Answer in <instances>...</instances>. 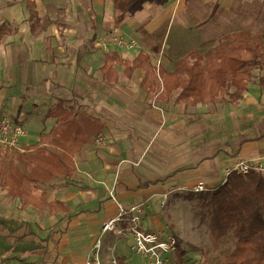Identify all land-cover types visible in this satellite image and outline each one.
Instances as JSON below:
<instances>
[{
    "label": "crops",
    "instance_id": "obj_1",
    "mask_svg": "<svg viewBox=\"0 0 264 264\" xmlns=\"http://www.w3.org/2000/svg\"><path fill=\"white\" fill-rule=\"evenodd\" d=\"M106 2L0 0V88L20 89L22 96L12 97L11 119L32 127L27 117L19 119L27 99L34 111L44 107L40 136L56 122L47 111L61 102L70 122L41 148L66 154L75 168L71 178L23 181L31 195H43L44 207L23 205L12 194L17 180L11 191L0 186V212L8 213L0 220V264H80L118 204L141 205L145 228H165L162 206L180 187L219 185L221 158L264 156V88L257 80L237 105H191L143 89L140 67L125 72L113 62L102 72L107 51L128 62L143 52L172 72L191 52L205 60L253 39L264 45V0H136L119 24ZM113 25L138 47L97 46L95 39ZM99 134L102 145L95 143ZM33 144L19 141L18 149L0 155L5 174L32 175L39 154ZM103 235L102 264L111 255L125 264L127 254L116 253L119 242L112 238L120 236ZM14 242H23L21 256Z\"/></svg>",
    "mask_w": 264,
    "mask_h": 264
},
{
    "label": "trees",
    "instance_id": "obj_2",
    "mask_svg": "<svg viewBox=\"0 0 264 264\" xmlns=\"http://www.w3.org/2000/svg\"><path fill=\"white\" fill-rule=\"evenodd\" d=\"M135 1L111 0L115 12L114 24L123 20ZM148 58L146 53L139 52L128 62L116 53L107 51L102 72L107 75L113 62L123 65L125 72L140 67L144 71L140 86L148 92L157 93L160 99L174 94L175 104L222 102L237 105L253 80H257L264 88V45L259 39L205 60L191 52L178 61L172 72L156 67ZM69 116L70 111L61 102L47 111L46 117H54L56 122L48 133H41L39 140L29 147L36 148L39 153L32 160V175L19 171L17 175L5 174L1 159L8 155V151L0 150V186L8 187L11 191L17 180L18 191L12 194L24 200L23 205L45 206L41 201L43 195L39 199L31 195L23 181L37 182L52 177L66 179L75 175V168L66 154L60 155L41 148L44 142L56 134H62L70 122ZM185 198L195 199L200 220L208 218V234L214 246H219L221 239L229 234L234 238L233 246L216 264H264V176L255 172L246 175L231 173L225 182L216 187L198 193L187 192ZM184 252L178 242L175 264L183 262Z\"/></svg>",
    "mask_w": 264,
    "mask_h": 264
},
{
    "label": "built area",
    "instance_id": "obj_3",
    "mask_svg": "<svg viewBox=\"0 0 264 264\" xmlns=\"http://www.w3.org/2000/svg\"><path fill=\"white\" fill-rule=\"evenodd\" d=\"M95 44L104 50L115 46L117 48L132 49L138 47L134 38H126L118 26H111L108 31L95 39ZM24 124L14 121L7 116L0 117V150L9 151L18 149L19 141L27 134ZM105 137L99 134L95 138L96 145H102ZM222 182L231 173L246 175L250 172L264 176V156L237 157L230 166L224 170ZM210 188L203 181H197L190 187L182 186L184 192L198 193ZM111 196L112 192L110 193ZM165 228L148 229L143 225L141 218V205L118 204V213L103 222L99 237L93 246L85 254L80 264H102L101 249L102 237L106 232H112L119 236H125L129 232L132 236V244L129 251L138 258L137 263L128 264H175L172 258L175 254L178 240L172 233L164 234ZM109 264H120L115 255H111ZM127 264V263H125Z\"/></svg>",
    "mask_w": 264,
    "mask_h": 264
},
{
    "label": "rangeland",
    "instance_id": "obj_4",
    "mask_svg": "<svg viewBox=\"0 0 264 264\" xmlns=\"http://www.w3.org/2000/svg\"><path fill=\"white\" fill-rule=\"evenodd\" d=\"M106 10L109 15L112 14L113 5L111 0H107L106 2ZM111 16V15H110ZM110 19V17H109ZM10 88V87H8ZM6 90H8L6 88ZM18 97L20 99L21 90L20 89H9V91L5 92V88H0V115L7 116L9 118H13V112L16 110L9 109L8 107L11 104L12 97ZM26 112H30L29 114ZM45 108H39L38 110H33L30 102L24 105V109L21 111V115H19V119L24 120L26 117L27 121L31 124L32 127L24 126L27 128L28 132L25 137L20 139V144L22 142L26 143H35L37 137L39 136L40 130L43 128L41 119L44 116ZM260 118V117H259ZM209 126L212 127L211 123ZM32 130L30 131V129ZM9 152V151H8ZM232 160L229 158H221L220 161L215 166V170L218 171V178L215 180V183L218 184L221 182L224 176V170L226 167L230 166ZM183 193V194H182ZM176 194V199L170 203H164L163 211L161 214L162 221L165 226L164 234L172 233L179 242V246L185 252L182 255L183 262L181 264H216L221 256H223L227 251L233 246L234 238L229 234L227 237L221 239V243L219 246H214L211 243L209 238V229H208V218L206 217L204 220H200V212L198 207L196 206L195 199L189 200L185 198L187 192H182ZM159 206V202L156 203ZM158 208V207H157ZM10 212V210H9ZM11 213V212H10ZM17 212H13V217ZM3 216L7 218V211L0 212V220H3ZM11 221V220H9ZM12 222V221H11ZM156 229L155 227H153ZM162 228V227H160ZM109 236L110 234H106ZM105 235V239L106 236ZM99 234L97 235V237ZM104 236V235H103ZM94 241L96 240V238ZM115 236L113 239H117L119 244L117 246L116 253L120 251L126 252V263H137L138 258L132 255L129 251V247L132 244V236L129 232L125 233V236ZM103 240V237H102ZM15 241V240H14ZM23 242H20L17 246L14 242L12 245L13 252H18L19 256L23 254L22 248ZM18 249V250H16ZM172 258L175 260V254H173Z\"/></svg>",
    "mask_w": 264,
    "mask_h": 264
}]
</instances>
